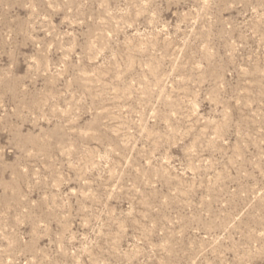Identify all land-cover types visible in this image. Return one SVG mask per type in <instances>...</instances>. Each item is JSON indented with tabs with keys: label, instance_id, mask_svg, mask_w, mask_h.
I'll list each match as a JSON object with an SVG mask.
<instances>
[{
	"label": "rangeland",
	"instance_id": "rangeland-1",
	"mask_svg": "<svg viewBox=\"0 0 264 264\" xmlns=\"http://www.w3.org/2000/svg\"><path fill=\"white\" fill-rule=\"evenodd\" d=\"M0 264H264V0H0Z\"/></svg>",
	"mask_w": 264,
	"mask_h": 264
}]
</instances>
